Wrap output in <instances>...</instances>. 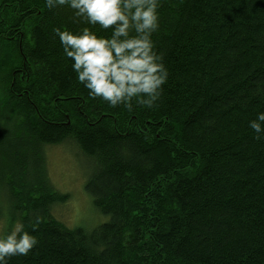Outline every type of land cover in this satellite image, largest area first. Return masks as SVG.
<instances>
[{"label":"trees","instance_id":"16d2710c","mask_svg":"<svg viewBox=\"0 0 264 264\" xmlns=\"http://www.w3.org/2000/svg\"><path fill=\"white\" fill-rule=\"evenodd\" d=\"M158 10L168 80L129 111L88 95L55 34L91 25L67 5L0 0V205L38 240L8 264H264V136L248 127L264 111V0ZM66 142L109 217L92 231L51 214L69 196L49 181L46 147Z\"/></svg>","mask_w":264,"mask_h":264},{"label":"clouds","instance_id":"9594fccd","mask_svg":"<svg viewBox=\"0 0 264 264\" xmlns=\"http://www.w3.org/2000/svg\"><path fill=\"white\" fill-rule=\"evenodd\" d=\"M45 4L49 9L67 5L74 17L92 26L78 31L55 29L76 80L90 97L129 111L134 103L149 108L156 104L168 80V69L152 39L160 27V0H45ZM96 25L110 29L111 35H98L93 30ZM248 127L261 139L264 111ZM37 244L23 222L15 224L0 234V264H8L13 256H27Z\"/></svg>","mask_w":264,"mask_h":264},{"label":"rangeland","instance_id":"374dc122","mask_svg":"<svg viewBox=\"0 0 264 264\" xmlns=\"http://www.w3.org/2000/svg\"><path fill=\"white\" fill-rule=\"evenodd\" d=\"M5 57V59H7ZM7 62L4 61V66ZM46 164L49 181L56 191L69 196L67 203L53 206L51 214L69 229L84 228L92 231L109 221V217L98 212L91 195L85 187L92 174L91 163L83 157L73 143L46 147ZM0 234L14 227L15 217L11 205H0Z\"/></svg>","mask_w":264,"mask_h":264}]
</instances>
